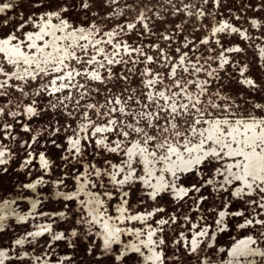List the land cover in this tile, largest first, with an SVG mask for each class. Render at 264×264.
I'll return each mask as SVG.
<instances>
[{
    "label": "rangeland",
    "instance_id": "1",
    "mask_svg": "<svg viewBox=\"0 0 264 264\" xmlns=\"http://www.w3.org/2000/svg\"><path fill=\"white\" fill-rule=\"evenodd\" d=\"M0 264H264V0H0Z\"/></svg>",
    "mask_w": 264,
    "mask_h": 264
},
{
    "label": "snow or ice",
    "instance_id": "2",
    "mask_svg": "<svg viewBox=\"0 0 264 264\" xmlns=\"http://www.w3.org/2000/svg\"><path fill=\"white\" fill-rule=\"evenodd\" d=\"M246 159H247V157H246Z\"/></svg>",
    "mask_w": 264,
    "mask_h": 264
}]
</instances>
